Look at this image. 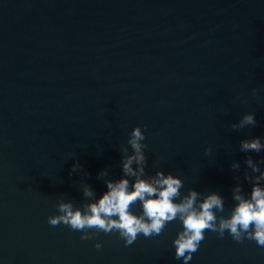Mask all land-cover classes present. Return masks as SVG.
<instances>
[{"label": "water", "instance_id": "obj_1", "mask_svg": "<svg viewBox=\"0 0 264 264\" xmlns=\"http://www.w3.org/2000/svg\"><path fill=\"white\" fill-rule=\"evenodd\" d=\"M137 125L143 178H179L177 202L220 196L217 225L264 188V147H240L264 145V0H0V264H183L175 220L127 246L47 222L125 177ZM187 264H264V247L205 230Z\"/></svg>", "mask_w": 264, "mask_h": 264}, {"label": "clouds", "instance_id": "obj_2", "mask_svg": "<svg viewBox=\"0 0 264 264\" xmlns=\"http://www.w3.org/2000/svg\"><path fill=\"white\" fill-rule=\"evenodd\" d=\"M253 112L245 113L239 121V127L255 125ZM237 127V125H233ZM143 126L137 125L131 129L128 143L134 150L133 155L124 158L123 172L125 177L117 181L107 182V191L93 203L85 206L83 213L79 208L74 209L71 203H60L57 215H49L50 225L66 224L74 230L81 231V239H92L94 233H118L127 246L136 240L138 235L156 236L161 233L167 223L178 221L181 230L177 231L172 241L174 258L187 264L192 258L200 242L204 239L205 230L217 232L223 237L225 231L235 241H242V234L249 240L264 247V188L254 185L249 199L238 194L234 199L238 203L232 209L230 216L221 219L217 225V211L223 210L222 198L210 194L200 203L196 202L198 193L190 191L179 202L181 180L169 173L157 171L155 177L143 178L145 154L142 152L144 140ZM242 150L259 151L264 145L260 137L245 139L240 142ZM136 162L134 170L131 165ZM246 163L256 171V165L251 158ZM73 170L78 164H73ZM133 176L131 182L126 178ZM264 177V172L260 173ZM259 178V177H258ZM257 178V179H258ZM92 193L86 188L85 195ZM139 202V212L133 210V205ZM91 229V231H89ZM95 248L101 243L96 241Z\"/></svg>", "mask_w": 264, "mask_h": 264}]
</instances>
